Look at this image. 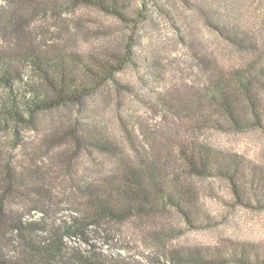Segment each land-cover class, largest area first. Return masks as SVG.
I'll use <instances>...</instances> for the list:
<instances>
[{"label": "trees", "instance_id": "1", "mask_svg": "<svg viewBox=\"0 0 264 264\" xmlns=\"http://www.w3.org/2000/svg\"><path fill=\"white\" fill-rule=\"evenodd\" d=\"M180 1L204 27L247 59L241 67L225 69L215 58L195 52L209 80L181 108L200 121L210 118L207 110H215L233 131L264 130V36L239 26L229 2L218 6L210 0ZM155 2L170 16V9ZM68 6L95 8L131 32L121 45L105 44L84 54L25 42L10 50L0 46V132L7 127L16 133L23 128L39 130L46 116L77 109L74 120L51 125L44 140L48 146L66 142L65 147L72 149L62 170L68 202L81 215L72 221L55 217L51 201L58 174L52 177L35 157L15 164L10 157L0 158V264H143L126 258L108 260L94 249L75 250L64 238L84 234L102 221L154 217L167 210L177 213L191 230L214 228L217 222L198 202L196 177L223 180L231 199L222 200L229 205L264 212V169L243 156L178 136L160 145L147 129L120 113L131 156L98 128L97 103H108L114 93L131 89L119 74L129 66L140 74L156 72L155 58L148 50L141 52L142 39L135 36L139 18H149L143 6L132 7L130 0H68ZM23 25L15 14L0 16L4 35L20 33ZM81 152L94 155L88 162L91 169H103L98 155L110 157L115 166L88 180L80 175ZM150 264H264V243L229 240L222 245H193L174 249L168 262Z\"/></svg>", "mask_w": 264, "mask_h": 264}, {"label": "rangeland", "instance_id": "2", "mask_svg": "<svg viewBox=\"0 0 264 264\" xmlns=\"http://www.w3.org/2000/svg\"><path fill=\"white\" fill-rule=\"evenodd\" d=\"M157 1L170 9V16L160 11L155 0H130L132 7L143 6V13L149 18L137 16L141 21L135 36L142 39L141 52L148 50L155 58L156 72L140 74L132 66L127 67L118 78L131 89L120 95L114 93L115 97L108 103H97L100 109L95 124L131 156L132 147L119 119L120 113L130 123H138L142 129H147L160 145L174 136L195 139L215 151L243 156L264 169V130L233 131L215 110H207L206 115L210 118L200 121L195 120L193 114L188 116L181 108L184 101L209 80L199 60L194 58L195 52L211 60L215 58L225 69L245 65L246 57L204 27L180 0ZM210 1L218 6L224 1L226 5L228 2L233 4L239 26L251 27L257 30V36H264V0ZM9 14L24 21L20 33L9 35L6 32L4 35L0 32V46L9 50L25 42L54 51L84 54L105 44L121 45L131 32L126 24L95 8L69 7L68 0H15L11 4L0 0V16ZM76 114L77 109L72 113L70 110L57 111L42 120L39 130L23 128L16 133L7 127L0 132V158L10 157L15 164L20 159L28 161L32 156L39 165L50 170L52 177L58 174L51 204L55 217L68 221L81 216L68 202V181L62 170L66 155L71 154L72 149L65 147V144L69 147L66 142L48 146L44 135L51 125L60 120L67 124ZM93 157L88 152L79 155L84 162L80 175L88 180L115 166L110 157L98 155L104 163L103 169H91L88 162ZM193 184L199 193V204L217 222L214 228L191 230L177 213L167 210L154 217L102 221L87 228L84 234L79 232L64 240L75 250L94 249L108 260L126 258L143 264L168 262L174 249L193 245H222L229 240L264 243V212L223 201L230 200L231 195L221 179L196 177Z\"/></svg>", "mask_w": 264, "mask_h": 264}]
</instances>
